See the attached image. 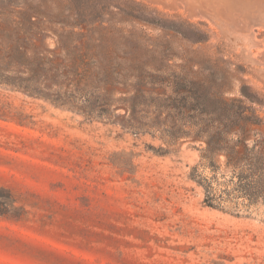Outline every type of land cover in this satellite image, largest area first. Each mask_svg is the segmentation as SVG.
I'll use <instances>...</instances> for the list:
<instances>
[{
    "label": "rangeland",
    "instance_id": "obj_1",
    "mask_svg": "<svg viewBox=\"0 0 264 264\" xmlns=\"http://www.w3.org/2000/svg\"><path fill=\"white\" fill-rule=\"evenodd\" d=\"M183 77L264 140V0H0V264H264V207L204 206L148 128Z\"/></svg>",
    "mask_w": 264,
    "mask_h": 264
},
{
    "label": "trees",
    "instance_id": "obj_2",
    "mask_svg": "<svg viewBox=\"0 0 264 264\" xmlns=\"http://www.w3.org/2000/svg\"><path fill=\"white\" fill-rule=\"evenodd\" d=\"M84 36L76 34L82 44H86ZM85 58V54L76 57ZM160 84L172 94L158 93L151 98L156 115L148 128L154 134L159 132L169 146L182 142L198 145L200 160L189 178L201 188L204 206L218 210L264 207V140H250L252 133L260 132L261 120L246 107L247 93L242 90L240 97L227 98L187 77L171 82L161 79Z\"/></svg>",
    "mask_w": 264,
    "mask_h": 264
}]
</instances>
